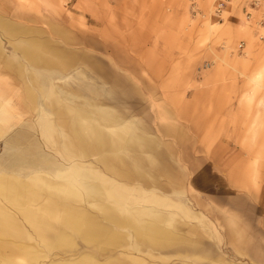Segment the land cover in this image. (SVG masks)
I'll return each instance as SVG.
<instances>
[{
	"label": "rangeland",
	"instance_id": "obj_1",
	"mask_svg": "<svg viewBox=\"0 0 264 264\" xmlns=\"http://www.w3.org/2000/svg\"><path fill=\"white\" fill-rule=\"evenodd\" d=\"M220 1L0 0V213L22 230L4 233L0 264H251L215 222L193 249L146 243L108 215L199 208L204 175L232 170L218 163L230 145L264 164V0H228L216 13ZM31 39L75 54L40 87L19 57ZM103 109L146 131L166 167H146L149 151L118 150L141 166L122 176L99 152L66 151L74 111L106 133L94 118Z\"/></svg>",
	"mask_w": 264,
	"mask_h": 264
},
{
	"label": "crops",
	"instance_id": "obj_2",
	"mask_svg": "<svg viewBox=\"0 0 264 264\" xmlns=\"http://www.w3.org/2000/svg\"><path fill=\"white\" fill-rule=\"evenodd\" d=\"M31 40V42L28 41L26 43V46L22 45L20 50L18 49L19 57H24L27 63L25 65L26 71H24L25 77L29 82L32 81V84L36 85L37 83L38 87H40L41 80L46 83L53 76L60 78L63 70L61 68H64V63L62 62L68 60V63L71 65L75 54L65 53L59 48L55 51L54 46H49L47 43L43 44L41 41L39 44V40ZM38 44L42 47L47 46L48 49L46 51L48 53H43ZM42 57L44 58L41 59ZM69 64H65V66ZM8 65L12 68L15 66L12 60L8 62ZM41 67L45 69H41ZM16 68L20 72L19 65ZM42 73L44 74L42 75ZM25 95L27 97L32 96L29 90L28 92L26 91ZM51 96L54 97V94L52 93ZM97 103L96 107H99L100 104L99 102ZM62 109L60 107L58 111L59 115L62 113ZM55 111L58 114L57 109ZM64 111L68 112L66 109ZM76 112L74 111V116L71 118L73 120L67 124L65 123L68 132L66 134V140H70L69 142L66 141V151L69 148L70 152L76 149V151H79L84 156L90 152H99L101 153L100 161L110 166L114 173L122 176L140 174L141 166L138 164L137 159L129 161L123 158L118 150L124 153L130 150L149 151L150 154L146 167H166L162 151L153 145V139L146 136L145 129V132H143L136 122L131 121L128 124L122 121L111 109L110 111L103 109L94 118L95 121L102 123L106 127H112V129L104 133L94 124L86 125L82 122V119L86 116L81 115L80 112ZM89 118L91 119V117ZM258 118H261V123L264 125V116L260 112L256 113L255 116V122L257 124L260 122L257 120ZM70 146L74 148L71 149ZM106 151L108 153H105ZM224 153H226L225 158L218 161L220 168L232 170L227 173L220 169L221 172L219 171L220 173L218 174H214V172L209 170L204 175L210 178L208 181L210 180L211 183L200 185L204 190H200L202 194L199 195V198L197 197L200 200L199 208H194L192 211L190 209L187 211V208H182L180 210L182 214H176L178 216L177 219L174 217L175 212L173 211L165 215L172 216V218H161L155 215L151 219L146 220L138 219L136 213L119 217L112 210L111 214L108 213V215L113 216L112 223L130 227L135 236L146 243L163 245L167 242L178 240L180 242H188L185 246L195 249L201 243L200 231L202 225L206 227L204 230L210 229L212 231L211 225L215 222L218 226H223L222 229L224 231L221 234V230L218 228L216 236L219 240H223L226 244H229L235 254L246 259L248 263L264 264L263 161L261 162L250 157L248 151H245L243 146L240 145H235L234 147L230 145L224 150ZM91 174L97 175L96 172ZM88 175L89 173L86 172V177ZM91 184H93L92 190H95V194L100 195V187L95 183ZM197 198L195 197L194 199ZM186 216H188L187 219L192 220L187 221ZM8 219L10 220L11 218L8 217L7 212L0 213V254L2 251L5 252V245L3 244L8 245L2 239L4 238V233L22 231L18 228L14 218L11 219V222ZM165 221H168V223H164ZM162 223L164 224L162 225ZM34 228L32 231L38 230ZM185 232H188V235ZM116 241L114 240L113 243ZM203 256L211 259L213 255L203 253Z\"/></svg>",
	"mask_w": 264,
	"mask_h": 264
},
{
	"label": "bare ground",
	"instance_id": "obj_3",
	"mask_svg": "<svg viewBox=\"0 0 264 264\" xmlns=\"http://www.w3.org/2000/svg\"><path fill=\"white\" fill-rule=\"evenodd\" d=\"M30 97V96H29ZM64 123V122H63ZM129 124V123H128ZM66 127V126H65ZM119 130H121V129H119ZM126 130V129H125ZM68 133V132H67ZM70 133V132H69ZM72 135V134H71ZM86 136V135H85ZM107 136V135H106ZM70 137H72V136H70ZM105 137V136H104ZM132 138V137H131ZM67 139V138H66ZM71 139V138H70ZM72 140V139H71ZM93 140V139H92ZM67 141V140H66ZM65 141V142H66ZM70 141V140H69ZM69 141H67V142H69ZM106 141H107V139H106ZM114 141V140H113ZM116 142V141H115ZM72 143V142H71ZM91 143V142H90ZM73 144V143H72ZM95 144V143H94ZM106 144V143H105ZM114 144V143H113ZM116 144H118V143H116ZM67 145H68V143H67ZM108 145H109V142H108ZM74 146H75V143H74ZM126 146V145H125ZM90 147V146H89ZM95 147V146H94ZM77 148V147H76ZM117 149H119V148H117ZM70 151V150H69ZM72 151V150H71ZM75 151H76V149H75ZM59 174H61L62 175V173H59ZM67 174V173H66ZM4 175V174H3ZM36 178V177H35ZM34 179V178H33ZM8 182V181H7ZM21 188V187H20ZM30 188V187H29ZM44 192V191H43ZM5 195V194H4ZM36 197V196H35ZM55 204V203H54ZM2 209H0V211H1ZM5 212V211H4ZM2 217V216H1ZM4 218V217H3ZM6 218V217H5ZM66 218V217H65ZM73 218V217H72ZM12 219V218H11ZM77 219V218H76ZM94 219V218H93ZM9 220V219H8ZM9 222H11L10 220H9ZM18 222V221H17ZM16 223V222H15ZM162 225H163V223H162ZM160 227V226H159ZM97 230H98V228H97ZM101 231H102V229H101ZM112 231V230H111ZM113 237H114V235H107V242H109V241H111L112 239H113ZM115 238V237H114ZM66 244V243H65ZM67 245V244H66Z\"/></svg>",
	"mask_w": 264,
	"mask_h": 264
},
{
	"label": "built area",
	"instance_id": "obj_4",
	"mask_svg": "<svg viewBox=\"0 0 264 264\" xmlns=\"http://www.w3.org/2000/svg\"><path fill=\"white\" fill-rule=\"evenodd\" d=\"M226 1H228V0H225V1L222 0V1H220V2L218 3V5H217V7H216V9H215V12H216V13L220 12L222 6L225 4Z\"/></svg>",
	"mask_w": 264,
	"mask_h": 264
}]
</instances>
